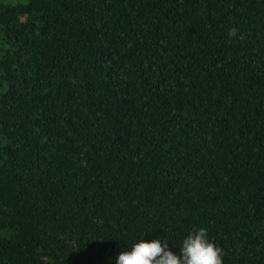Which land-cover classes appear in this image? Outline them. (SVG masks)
Masks as SVG:
<instances>
[{
  "label": "trees",
  "instance_id": "16d2710c",
  "mask_svg": "<svg viewBox=\"0 0 264 264\" xmlns=\"http://www.w3.org/2000/svg\"><path fill=\"white\" fill-rule=\"evenodd\" d=\"M194 227L264 264V0H0V264Z\"/></svg>",
  "mask_w": 264,
  "mask_h": 264
},
{
  "label": "clouds",
  "instance_id": "9594fccd",
  "mask_svg": "<svg viewBox=\"0 0 264 264\" xmlns=\"http://www.w3.org/2000/svg\"><path fill=\"white\" fill-rule=\"evenodd\" d=\"M230 35H235L233 30ZM151 235V232L144 233ZM175 252L169 242L139 239L131 248L115 256V264H224L223 250L209 239L207 229L194 227L184 236ZM111 261V258H109Z\"/></svg>",
  "mask_w": 264,
  "mask_h": 264
}]
</instances>
